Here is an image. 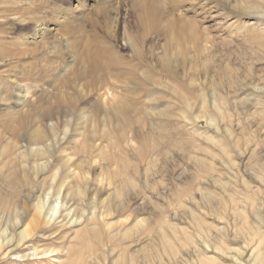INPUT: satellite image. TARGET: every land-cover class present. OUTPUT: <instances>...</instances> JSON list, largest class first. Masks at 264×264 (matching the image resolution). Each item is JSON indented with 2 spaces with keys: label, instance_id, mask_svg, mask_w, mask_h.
<instances>
[{
  "label": "rangeland",
  "instance_id": "obj_1",
  "mask_svg": "<svg viewBox=\"0 0 264 264\" xmlns=\"http://www.w3.org/2000/svg\"><path fill=\"white\" fill-rule=\"evenodd\" d=\"M144 1L0 0V264L38 203L24 248L48 253L16 264H222L252 238L264 0ZM103 54L112 74L92 86ZM121 64L142 69L141 92Z\"/></svg>",
  "mask_w": 264,
  "mask_h": 264
},
{
  "label": "bare ground",
  "instance_id": "obj_2",
  "mask_svg": "<svg viewBox=\"0 0 264 264\" xmlns=\"http://www.w3.org/2000/svg\"><path fill=\"white\" fill-rule=\"evenodd\" d=\"M150 3H151L150 0H145L143 6H146V5L148 6V5H150ZM149 11L150 10L148 8L146 16L147 17L153 16L152 13L150 15ZM139 21L142 24V22H144V18L140 17ZM39 32H40V30H38V33ZM178 37H180V36H178ZM140 39L142 40V38H140ZM140 39H139V41H140ZM137 41H138V39H137ZM175 42L176 41H175V35H174L173 38L169 39V46L171 48L175 47ZM169 46H167V47H169ZM133 50H134L135 58H137L139 61H142L143 60V54H142V50L140 48V45L137 44ZM171 50L173 51V49H171ZM166 51H167V49H166ZM101 56H103V58H104L103 61H99V60L92 61L93 62L92 66H91L92 80L90 82L92 86L94 84H97V83H100L101 85H103L105 82V78L102 77V75H100L99 73H105V74L110 73V74H112L111 73V70H112L111 67H113V65H115L112 58L108 59L105 54H103ZM132 67L135 68V71L132 69ZM118 69H119L121 74H123V73L124 74H130L133 76V80L136 82L139 92H141L145 88L144 75H143L144 72L140 71V70H142L140 67H134L131 64H124V66H122V64H121L120 66H118ZM164 73L167 75H172V73L167 68L164 69ZM116 76H118V75H116ZM111 78H113L112 75H111ZM19 93H20V91H19ZM26 94H22L21 97H25ZM20 99L23 100L24 98H20ZM45 135H46V133H45ZM38 137L39 138L42 137L43 140L46 138V137L42 136L41 134H38ZM39 153L41 155H45L43 152L42 153L39 152ZM39 153L37 154V156L39 155ZM73 174H72V176H73ZM79 174L80 173H78V175ZM263 183H264V181H263ZM74 190H76V189H74ZM69 193L71 194V196H73L71 192H69ZM69 193L67 195H70ZM246 202H247L246 207L249 210V212L252 213V216H253L252 221H251L252 226H254L253 227L254 230L252 232V238L250 236V239L247 238V240H245L242 243V246H241L242 253L239 257H236L235 255L232 254V252L228 251V249H231V248H228L225 251H222L221 261H225V263H222V264H264V218L262 217V215L264 216V197L262 198L260 206H259V211L262 212L261 216H260V213L254 212V206H255L254 202H252L250 199H246ZM232 205L238 206L239 205L238 200L232 199ZM35 208L37 211V215H36V218L32 219L31 223L29 224V228H26L24 231L16 234V240H14L13 238H11L10 240H7L5 238L6 244L3 243L2 247L7 246L8 254H9V256H11L10 260H12V262L10 261L9 264H16V262H18L19 260L23 261V262L28 261L30 258H34V257L36 258L39 255H45L48 253L47 250H43L40 252L38 247H33L31 249L24 248V246L26 244L31 242V241H27L26 239L31 237L33 235V233L36 232V230L40 226V216L42 215L44 207H43V205L38 203L35 206ZM71 212H72V210H70V208L66 209L61 214V216L57 219V220H59L58 224L60 225L59 226L60 228H62V227L64 228L67 226L69 227V226L74 225V223L70 224L71 220L69 219V217L71 216ZM256 226H258V227H256ZM5 237H7V236L5 235ZM233 241L238 243L237 239L233 238ZM3 242H5V241H3ZM215 249H220V248L216 247ZM231 250H233V249H231ZM212 252H215V251H212ZM2 260L5 261V258L0 259V262ZM7 262H9V261H7ZM201 264H217V263L211 257H204Z\"/></svg>",
  "mask_w": 264,
  "mask_h": 264
}]
</instances>
